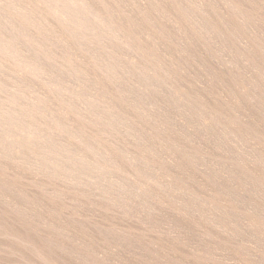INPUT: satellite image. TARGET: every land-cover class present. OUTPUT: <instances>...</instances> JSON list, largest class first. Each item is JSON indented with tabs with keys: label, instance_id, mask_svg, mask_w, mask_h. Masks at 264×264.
<instances>
[{
	"label": "bare ground",
	"instance_id": "obj_1",
	"mask_svg": "<svg viewBox=\"0 0 264 264\" xmlns=\"http://www.w3.org/2000/svg\"><path fill=\"white\" fill-rule=\"evenodd\" d=\"M0 264H264V0H0Z\"/></svg>",
	"mask_w": 264,
	"mask_h": 264
},
{
	"label": "rangeland",
	"instance_id": "obj_2",
	"mask_svg": "<svg viewBox=\"0 0 264 264\" xmlns=\"http://www.w3.org/2000/svg\"><path fill=\"white\" fill-rule=\"evenodd\" d=\"M2 193H4V192H2ZM22 207L24 208V209H29V205H27V208H26V203H23L22 204ZM119 249V248H118ZM118 249H116V250H118ZM129 257H131L130 255H122L120 258H122V259H124V261H125V259H126V261H128L129 260ZM8 259H12L11 257H8ZM128 259V260H127ZM130 259H134L133 257H131ZM7 260V259H6ZM134 261V260H133Z\"/></svg>",
	"mask_w": 264,
	"mask_h": 264
}]
</instances>
